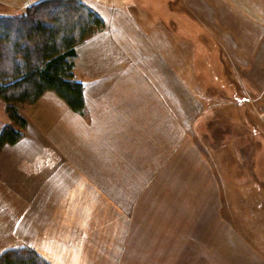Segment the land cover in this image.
I'll use <instances>...</instances> for the list:
<instances>
[{"label": "crops", "instance_id": "crops-1", "mask_svg": "<svg viewBox=\"0 0 264 264\" xmlns=\"http://www.w3.org/2000/svg\"><path fill=\"white\" fill-rule=\"evenodd\" d=\"M14 1L20 6L35 0ZM80 1L104 22L101 31L76 47L73 71L83 86L86 113L71 110L52 92L20 110L27 121L24 136L0 150V253L28 247L50 264H241L240 255L233 260L226 251L233 244L240 243L241 248V240L211 242L209 234L200 232L215 224L196 229L193 220L188 223V214L162 206L148 211L113 207L115 199L129 200L131 192V176L118 174L121 150L128 152L123 157L133 159L137 137L148 130L157 134L154 130L162 129L163 119L170 130L165 134L179 126V35L161 26L162 17H171L178 0L170 5L168 0H137L148 10L145 15L133 9L138 7L136 0ZM258 5L259 0H228L225 5L233 18L227 19V28H234L230 38L238 48L243 41L237 40L239 34L245 36L244 20L251 21L255 33L250 37L251 57L264 40V5ZM164 6L171 10L163 12ZM184 65L187 71L195 69L187 58ZM7 122L5 112H0V128ZM189 137L166 147L168 155L155 174L157 191L168 185L164 177L174 174L168 170L180 165L182 155H187L183 160L190 166L188 153L195 156V144ZM180 151L184 153L179 155ZM255 168L251 199L257 201L261 215L264 171L259 175L262 167ZM170 183L171 195L162 199L158 194L164 206L174 202L175 187ZM96 184L106 187L101 191ZM87 185H95V191L85 192ZM99 192L110 208H78V200L91 201ZM174 203L187 205L186 199ZM99 215L108 219L101 222L103 218H95ZM247 247L251 249L247 262L264 264V241L255 239Z\"/></svg>", "mask_w": 264, "mask_h": 264}, {"label": "rangeland", "instance_id": "rangeland-1", "mask_svg": "<svg viewBox=\"0 0 264 264\" xmlns=\"http://www.w3.org/2000/svg\"><path fill=\"white\" fill-rule=\"evenodd\" d=\"M32 2L18 6L14 0H0V13L17 14ZM174 2L177 0H168L166 3L170 5ZM134 3L138 5L136 9L133 7L134 10L139 14H147L148 10L139 6L137 0ZM226 3L228 0H178V4H173L171 17L170 14H166L169 17H162L163 29L179 35V126L171 134H165L164 131L167 133L170 130H166L167 121L163 119L162 129L154 130L157 134L148 130V134L137 137L135 147L138 152L134 153L133 159L123 157L128 152L123 153L121 150L119 168L122 169L118 174L126 172L128 177L131 176L130 199H115L112 206L128 208L130 205L131 208L141 207L144 211L162 206L163 210H178L182 216L188 214V223L193 220L196 229H206L198 226L205 223L215 224L207 225L208 231L200 232L209 234L211 242L219 239L241 240V248L238 243L226 251L231 259L240 255L241 264H249L247 257L251 249L247 246L251 247L255 239L259 243L264 241V211L260 215L255 208L257 201L251 199V181L255 176L252 170L261 166L259 175L264 171V47L260 46L264 40L259 41L254 57H251L254 41L250 37L255 33L248 24L251 21L244 20L241 32L245 36L239 34L237 40L243 41H240L241 46L238 48L234 38H230L234 32L233 25H229L232 30L227 28L228 16L231 17L228 20L233 18L231 12L226 14ZM261 5H264V0H259L260 8ZM162 10H171V7L164 6ZM169 34L164 35L166 41L170 39L167 38ZM186 47L190 50L189 57ZM186 58L195 67L194 71L186 70ZM32 104L22 105L20 110ZM0 112L4 113L1 99ZM188 135L195 144V156L188 153L190 166H186L187 162L183 160L187 155H182L184 152L180 151V165L168 170H174L173 175L164 177L169 180L164 187L166 190L159 188L160 192L157 191L155 174L160 171V162L168 155L166 147L170 143L175 144L177 138ZM171 180L175 187L174 202L177 198L180 201L186 199V206L181 207L173 201L164 206L159 201L158 194L162 199L171 195ZM96 185L100 190L106 187L103 184ZM93 186H85L84 191L94 192ZM100 192L91 201L78 200V208H110L111 204ZM259 202L264 207V200ZM95 218H103L101 222L108 219L105 215Z\"/></svg>", "mask_w": 264, "mask_h": 264}, {"label": "trees", "instance_id": "trees-1", "mask_svg": "<svg viewBox=\"0 0 264 264\" xmlns=\"http://www.w3.org/2000/svg\"><path fill=\"white\" fill-rule=\"evenodd\" d=\"M104 22L80 0H37L17 14H0V99L8 122L0 128V150L24 135L22 105L52 92L82 114V83L73 68L76 47L101 31ZM0 264H50L34 250L20 247L0 254Z\"/></svg>", "mask_w": 264, "mask_h": 264}]
</instances>
